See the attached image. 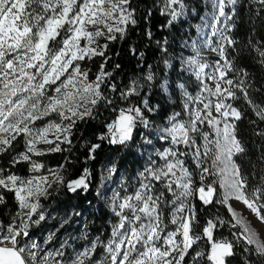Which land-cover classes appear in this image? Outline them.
Wrapping results in <instances>:
<instances>
[{"label":"snow or ice","instance_id":"6c2138e0","mask_svg":"<svg viewBox=\"0 0 264 264\" xmlns=\"http://www.w3.org/2000/svg\"><path fill=\"white\" fill-rule=\"evenodd\" d=\"M206 2L212 11L201 20L211 33L202 44L193 41V54L183 61L185 71L195 77L196 91L178 85L180 111H173L166 126L156 129V139L166 146L157 148L145 137L153 152L131 182L122 180L120 190L112 191L108 208L114 221L109 220L106 237L103 233L89 237L85 232L76 238L84 241L78 247L68 238L52 247L71 215L40 243L33 230L49 218L41 201L52 196L53 185L73 193L88 191L91 173L86 168L78 179L66 182L62 173L73 163L70 156L55 169L41 158L71 153L78 125L96 119L101 104L112 109L114 118L105 123L106 132L99 139L127 147L140 126L153 127L147 114L159 112L160 105L144 94L140 78L120 89L106 68L111 60L109 44L123 40L129 26L137 24L133 0H0V156L10 155L8 166H0V206L7 205L6 193L13 194L17 205L7 223L0 218V264H189V256L190 264H229V258L237 255L241 264L264 260V229L253 227L230 203L241 202L264 225V169L258 177L252 173L257 183L251 185L237 163L246 153L238 132L245 114L235 106L243 99L255 117L250 121L254 135L264 138V129L259 128L264 123V102L253 99L251 74L237 66L234 55L238 42L231 33L241 0ZM248 3L258 5L256 16L264 13V0ZM154 4L159 5L160 15L168 17L166 26L187 11L185 0H154ZM152 14L149 9L144 19ZM146 35L151 38V31L146 30ZM157 44L167 52L166 39ZM246 47L264 68V41L250 37ZM204 49L216 58L209 62ZM129 51L143 59L134 46ZM95 58L102 63L90 79L91 69L82 64ZM119 67L116 64L113 71ZM143 79L150 84L156 77L149 71ZM170 87L165 81L161 90ZM103 89L119 93L123 104L118 106ZM37 122L42 126L37 127ZM20 141L24 150L16 152ZM41 143L49 147L38 148ZM98 148L100 144H90L87 159L94 160ZM259 159L264 164V151ZM19 165L29 173L48 174L22 176L12 170ZM116 172L115 165L108 169L101 186ZM217 186L223 190L219 199ZM102 195L98 188L97 196ZM196 199L205 206L224 205L231 219H208L197 231L200 223L192 203ZM225 225L231 238L216 235ZM202 243L206 248L200 247Z\"/></svg>","mask_w":264,"mask_h":264},{"label":"trees","instance_id":"16d2710c","mask_svg":"<svg viewBox=\"0 0 264 264\" xmlns=\"http://www.w3.org/2000/svg\"><path fill=\"white\" fill-rule=\"evenodd\" d=\"M197 4L200 7L198 14L201 16L205 10L204 1L198 0ZM132 6L137 9V24L129 26L127 36L123 40H117L109 44L107 55L111 57V60L106 65V68L108 71L113 72V82L116 83L118 88L123 89L130 80L142 76L147 71L152 70L159 75L160 78L176 83L180 71L179 62L172 61L171 65L170 63L166 65L164 61L168 59L170 52L178 54L183 47L175 37L173 31L174 28L172 26H166L168 17L160 15L158 11L159 5L154 4V0H133ZM257 8L258 5H250L248 0H242L241 5L237 9L238 17L236 19V28L233 30V36L238 44L234 55L237 57V66L246 67L251 74L254 85L253 99L257 102H264V68H261L256 64V61L253 58L255 54L251 53V50L246 47L250 37L254 41H264V13H261L260 16H256L255 13ZM149 9H152L153 14L145 20L144 17L147 15ZM146 30L151 31V38L146 35ZM165 39L167 40L166 53L162 52L161 45L157 44V41L163 42ZM132 46L144 54L143 59L138 55H132L129 51V48ZM101 63L102 59L95 58L92 61H87L82 64V67L90 68V79H94L95 73L98 71ZM116 64H119L120 67L113 71ZM149 66H151V68H149ZM103 91L105 95L115 99L118 106L123 104V101L119 99V93L111 92L108 89H103ZM143 92L146 94L145 90H143ZM147 96L152 104L160 105V111L153 114H147L149 115L153 127L145 129L140 126L134 133L133 142H142L145 137L149 136L153 141H158L156 139V129L164 126L167 117L171 115L172 103L169 97L161 90V83L158 88L154 87L153 91ZM132 102L139 103V101L135 99ZM243 105L244 106H241V110L245 115L244 119L239 122L238 132L239 138L242 140L246 148V153L239 157L238 163L241 165L242 171L249 175L250 184L255 185L257 180L252 178V173L255 172L258 177L261 174V169H264V164H261L259 159L262 151H264V138L254 135V127L250 124V121L255 119V117L247 105L245 103ZM98 113L96 119L78 125L71 145V153H49L41 158L46 165L55 169L58 164L64 162V157L70 156L73 163L67 166L68 170L66 172L62 173L65 180L67 179L69 181L81 176L84 169L91 165L89 169V172L91 173L90 181L92 182L91 188L85 193L81 190H77V192L73 193L68 191L66 187H60L57 190L56 185H53V188L50 189L53 193L52 196L41 202L45 204L47 203L51 208H55L60 204L64 205L67 203H73L78 209L84 207L86 202H92L93 208L91 212H87V216L92 218V227L95 228L98 235L103 233L106 237L110 229L108 226L110 211L105 204L99 202L97 197V187L101 182L99 167L103 164L110 151L117 153L120 158H123L128 166L136 164L139 161L140 156L132 142L126 148L122 147L119 149L118 147L108 144L106 140L99 139V136L106 132V128L104 127L105 123L113 119L114 114L111 108L106 107L103 104L99 106ZM259 128L264 129L263 123H259ZM90 144H100V148L94 153V160L87 159L89 155L88 146ZM23 150V142L20 141L16 146L15 151L20 152ZM9 160V154L0 156V166H8ZM12 170L22 176H28L30 174L27 167L24 165H19ZM6 198L7 205L0 206V218H3L5 223L8 222V214L17 211V205L13 199V194L6 193ZM94 204L99 205L95 208ZM195 206L199 222L202 223L201 226L203 227L210 216H213L214 206L213 204L211 206H205L200 201H196ZM224 210L230 220L227 209L224 208ZM217 233L218 232H216V235ZM186 260L190 262L191 257H187ZM229 264H241L240 256L237 255L235 258H229ZM257 264H264V260L257 261Z\"/></svg>","mask_w":264,"mask_h":264},{"label":"rangeland","instance_id":"374dc122","mask_svg":"<svg viewBox=\"0 0 264 264\" xmlns=\"http://www.w3.org/2000/svg\"><path fill=\"white\" fill-rule=\"evenodd\" d=\"M197 1L198 0H185L186 9H187L185 15L182 16L180 19H178L176 22H174L173 25H171L174 28L173 31H174L175 37L179 40V42L182 44L181 46L183 47V49H181L178 52V54H176L174 52H170L169 57L167 59L169 61L170 65H171L172 61H177L180 64V71H179V77H178L177 82L172 83L167 79L160 78V76L157 75L156 73H154L152 70H149V71H151L155 74L156 79L154 81H152L150 84L148 82L144 81V79H143V77L149 71H147L142 76L136 77V78H140L141 83L144 85L143 90H145L146 95H149L153 91L154 87L158 88L160 83L162 85L166 81L169 85H171V87L168 89V91L164 92L169 97V99L172 103L171 113L173 111H180L179 97H180V91L181 90L178 87V85L180 83H184L190 92L195 93V91H196L195 77L190 76L189 73L185 71L184 66H183V61L187 57H189L193 54V48L191 47L193 41H196L198 44H202L203 40L206 39L207 36H209L211 33V30L209 28H203V21L201 20V17L205 16L206 13L212 11L211 6L209 4H207L206 0H203L204 5H205V7H204L205 10L203 11V14L200 16L198 14L200 7L197 4ZM227 10L228 9H226V11ZM201 29H203L204 35H201ZM231 35L232 36L234 35L233 32L231 33ZM213 40L215 41V38H213ZM203 51H204V55L209 57V62H211L212 60H214L216 58L215 53L209 52L207 49H204ZM244 103L245 102L243 101V99H241L239 101V103L235 106L241 108V106H244L243 105ZM53 118L55 119V117H53ZM46 122L47 121H45V123ZM263 125H264V123H263ZM41 126H42V123L37 122V127H41ZM165 126H166V124L162 127H165ZM162 127H160V128H162ZM52 138H53L52 134H49V139H52ZM147 138L153 140L150 136ZM132 143H134V146L137 149V153L140 156L139 161L136 164H131V166H128L124 162L123 158H120L119 155H117V153H114V151H110L107 154L106 159L103 162V164L99 167L101 177H102V175L107 176L108 175V169H110L113 165H115L117 168V172L115 174H113L110 179L103 181V184L105 185L107 190H105V187L101 186L102 181L100 182L99 186L97 187V189L99 188L101 190V192H103L102 196H97L99 199V202L105 204L108 210H109L108 204L110 202V197L112 195V191L113 190H120V185H121L122 180H124L126 182H131L135 178L137 172L142 170L143 166L145 165V163L148 159V155L153 152V148L145 143V139H143L142 142H132ZM153 143L156 145L157 148H162V147L166 146V145H162L159 141H153ZM63 146H67V145H63ZM112 146L118 147L119 149L122 147L126 148L124 146H117V145H112ZM37 147L38 148H47V147H49V145H45V144L41 143V144H38ZM188 163H189L190 167L194 168V165H192V162L190 159H189ZM237 163H238V160H237ZM44 164L46 165V163H44ZM47 167L51 168L48 165H47ZM41 173H43L45 175L48 174V173L44 172V170H40L37 173H30L28 176L39 175ZM65 181L67 182L69 180L66 179ZM208 182L211 183V180H209ZM91 186H92V182L90 183L89 189L91 188ZM129 191H131V189H129ZM217 191L219 194L217 198L218 199L222 198L223 190L217 186ZM82 192L85 193V191H82ZM196 201H199V200L198 199L193 200L192 203L196 204ZM230 203L236 209L237 212L241 213L242 215L246 216L249 220L252 221L253 227L257 228L258 230L264 229V225H261L256 220L255 216L241 202L233 200V201H230ZM43 204L47 208V213L49 214V218H48L46 223H42V225L38 229L33 230V233H32L33 238L36 239L38 242L43 243V240L45 239L47 234L51 231H55L56 228L59 227L61 221L63 219H68V217L70 215H71V220H70L69 224L65 225L64 228H62L60 230V232L57 233V236L59 239L57 240L56 244L52 245V247L58 246L59 241L65 239V238H68L70 243H72L74 246L78 247L79 245L83 244L84 241L76 239V238L81 237L85 232L88 233L89 237H95L96 235H98V232L95 231V228L92 227V225H93L92 218H89L87 216V212L88 211L91 212V210L93 208L92 202H86L84 204V207H80L79 209L73 203H67L64 205L60 204L59 206H57L55 208H51L47 203L46 204L43 203ZM97 205H99V204H97ZM97 205L94 204L95 208ZM213 206H214V213H213V216H210L209 219L218 216L224 220H229V218L227 217V215L225 213L224 208H226V207L224 205L219 204V203H214ZM76 212L80 213V215H78V216L75 215L74 213H76ZM228 214H229L230 219H231V215L229 212H228ZM109 220L114 221V217H112L111 213H110V219ZM199 223H200V228L197 229V231H202V229H201L202 223L201 222H199ZM108 226H109V224H108ZM103 232H105V231H103ZM109 232H110V229H109ZM217 236H229V238H231L230 237V230L227 227V225L220 228V230L217 233ZM200 247L206 248V245L202 243L200 245ZM194 249L199 250V248H197L196 246H194ZM189 264H190V262H189Z\"/></svg>","mask_w":264,"mask_h":264},{"label":"water","instance_id":"95a60500","mask_svg":"<svg viewBox=\"0 0 264 264\" xmlns=\"http://www.w3.org/2000/svg\"><path fill=\"white\" fill-rule=\"evenodd\" d=\"M90 167H91V165H89L88 167H87V169L89 170L90 169ZM80 177V176H79ZM79 177H77V178H74V179H71V180H75V179H78ZM70 180V181H71Z\"/></svg>","mask_w":264,"mask_h":264}]
</instances>
